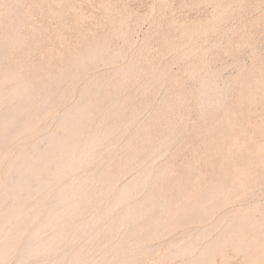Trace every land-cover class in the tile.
Segmentation results:
<instances>
[{
  "label": "rangeland",
  "instance_id": "obj_1",
  "mask_svg": "<svg viewBox=\"0 0 264 264\" xmlns=\"http://www.w3.org/2000/svg\"><path fill=\"white\" fill-rule=\"evenodd\" d=\"M122 32L123 34H121ZM96 47L98 50H95ZM0 48L3 50L0 53V107L4 105L0 108V117L2 113L17 105L14 104L17 103V100H19L18 103L22 101L26 94L27 99L25 100L28 106L25 105L26 109L31 111H28L29 115L33 114L32 119L35 118L33 123L22 122L20 126L18 125L20 121L15 119L14 127H12L15 136L0 137V162L2 163H0V187L4 181L7 184L8 175L13 173L11 172L13 161H16L21 154L45 137L44 135H48V132L51 134L54 131L57 132L58 127L61 130L60 125L65 120L61 116L65 114V111L66 113L67 110L70 111L71 107L76 106L78 102L87 101L88 109L86 108L82 114L83 117L79 120V129L77 128L79 132L72 131L70 136L77 132L82 137L77 148L84 147L87 140L99 139L93 146L98 152L92 151V160L95 162L93 164L91 160L92 167L90 161L87 165L88 168L81 167L83 171L80 167L77 168L75 171L80 170L81 172L73 173L64 181L68 187H70L71 181L73 184L82 182L80 184L84 190H97L102 185L107 188L105 199L102 197L103 200L85 197L84 200L76 202L78 206L85 204L81 209L76 207L83 216L87 217H80L79 213L80 216L78 215L77 219H74L75 221H71L72 225H80L82 220L89 219V215L92 213L94 216L99 214L102 209H104V214L109 213V217L102 219L106 220V223L100 224L99 229H88L90 236L86 232V238L85 236H82V239L76 238V241L81 242L78 241V245L74 243L75 241H73L74 244H71L72 240H75L74 238L70 242H64L62 247L59 246L60 249H55L57 254L55 253L54 256H50L53 255L51 252L52 254L48 253L50 255L47 254L48 256L45 257L52 258L51 260L54 262L57 259L55 263L58 264H68L72 261L69 259L71 254L75 256L78 252L77 248H81L83 240H85V244L89 239L87 244L92 241L88 244L90 248L87 245L85 250L87 251L89 248L86 257L89 264H99L101 257L106 260L113 250L111 256L117 254L119 261L116 256L115 258L110 257L109 263L106 260L108 264H125L127 261L129 264H181L182 262H185L183 264H204L195 259L202 251H209L208 264H264V0H0ZM89 51L93 54V56L91 55L93 58L90 55L87 56ZM194 51H197L199 55ZM189 53L192 54L190 58H188ZM81 58L84 59V62L81 61ZM78 60L82 62H80L81 66L78 65ZM93 84L98 88L93 87ZM22 86L24 89H21ZM88 86L94 93L97 92L96 96H93V92V95L89 94L91 91ZM34 90H40V92L37 93ZM31 91L33 95L36 93V97L30 94ZM15 92L20 95H16ZM41 93L43 97L39 99ZM9 94L13 98H10ZM207 98L211 100H207ZM116 101L118 102L114 103ZM212 101L215 102L210 105ZM82 103L81 107H84ZM120 103L123 106L120 107ZM170 103H173V107L170 106ZM113 104L116 106L115 108ZM77 105L76 107L80 106V104ZM100 105L102 106L100 107ZM111 105H113V109ZM96 107L99 110H96ZM159 107L160 109H158ZM200 107H204V109H200ZM39 108H42L43 112ZM36 109L40 111L37 110L36 113ZM5 115L7 117V114H4V119ZM99 118L101 124H99ZM24 126L27 128L24 129ZM110 126L112 127L108 128ZM118 129H120L119 133L114 135ZM111 130L114 132L109 135ZM112 135L114 138L118 135L120 137L114 140ZM146 136L147 138H145ZM105 138L106 142H104ZM138 140L141 141L138 143ZM159 140H163L165 146L161 147L160 144L163 145V141L159 142ZM112 143L116 144L112 145ZM97 144H101V146ZM138 145L140 146L138 147ZM156 146L157 149L160 147L158 151L155 150ZM24 148L26 149L24 150ZM113 149L114 154H111ZM126 150H129L128 153H125ZM153 150L156 151H154L155 154H153ZM96 152L98 154L104 152V154L102 153L101 157ZM111 155L113 156L111 157ZM127 157L130 159L129 163ZM138 157L142 158L136 160ZM110 158L112 159L110 160ZM97 161L98 163H96ZM146 165L148 166L146 167ZM86 168L89 170L84 171L87 170ZM164 169L166 170L164 171ZM36 170L39 169L36 168ZM83 174L85 176L89 174L87 177L90 176V180L95 175L97 177L95 176L91 181L86 177L87 181L84 178V182ZM145 174H150L152 177L150 175L145 177ZM156 175L159 179L156 178ZM77 177L81 180H77ZM143 177L149 181L147 182L149 185H144ZM155 178L157 181L153 182ZM113 179L115 186L112 183ZM130 179H132V184L135 181L137 185L138 179L140 183L143 180V184L139 183L135 186V188L138 187V189H134L135 191L130 190L131 194L133 192L132 197L128 192L127 196L130 201L121 202L122 206H119L120 203L115 204L114 209L110 206L111 210L107 211L106 208L113 205L112 198L114 200L115 190L117 189L118 192L120 186L122 188V185H131ZM103 181L105 183H102ZM88 182L91 183L88 184ZM109 182L111 183L109 184ZM137 190L140 191L136 192ZM48 192L46 196L43 195L45 200L41 198L42 196L39 199L37 198L39 195H34L37 197L33 196L34 199L32 196L30 197L34 200L33 204L29 202V198L28 201H25L24 212L28 214L27 211L34 203H39L42 208L45 205V208L41 210V216L39 215L40 218L39 216L36 218L39 220H35L33 226L40 220L47 219L43 218V215L50 217L53 209L55 211V208L50 204L52 191ZM48 197L50 198L48 199ZM132 198L135 202L131 200ZM100 200L102 203L99 202ZM167 200L168 202H166ZM153 201L156 204L161 203V205H156ZM41 202L43 203L41 204ZM124 203L128 208L129 205L130 208H136L130 211V208L126 210ZM143 203L145 204L143 205ZM166 203L168 204L167 208L163 207ZM92 204H96L97 207L96 205H94L96 208L92 207ZM99 205L101 208H98ZM154 205L157 206V209ZM150 207L155 208L154 210L157 212H154L153 209L150 212ZM32 210L31 207L30 213ZM49 210H51L50 213H48ZM140 212L150 215L146 221L152 222L149 223L151 226H147L148 222L146 221L145 225L143 222L138 225L134 222ZM88 213L89 215H87ZM125 213L130 214L128 218L124 217ZM110 214H112L111 217ZM133 216L134 218H132ZM51 218L52 216L48 220ZM110 219L112 220L109 221ZM126 219L130 220L126 222ZM232 220L237 223L230 222ZM123 221L126 224L122 223ZM130 221L133 223H129ZM259 221L262 222L259 223ZM43 222L46 225L43 235L50 234L52 223L50 224L47 220ZM49 224L50 230H47ZM109 224L114 229L112 232L109 230ZM119 224H124L120 231L123 234L117 232L119 231L117 229H120L117 228V226L120 227ZM132 224L135 225V228ZM236 224H239L238 227L244 228L243 231H247L245 233H242L241 229L238 231ZM260 224L262 226L258 227ZM128 225L129 227L132 225L131 229ZM104 228L106 234L102 232ZM138 228L139 230L136 231ZM247 228L250 230L248 231ZM97 230L99 234L101 231L103 235L95 234ZM234 230L238 233H234ZM25 232H22L21 238L18 237L20 241H17L16 249L8 255L6 254L10 258L4 256L8 260L4 258L2 264L17 263V261L15 262L18 259L17 251H20V246L24 250L26 245L27 235ZM109 233L110 235H108ZM247 234L250 236H246ZM93 235L99 236L100 241H97L98 238ZM127 235H130V238ZM91 236L94 240L97 239V244L93 243L94 240L91 239ZM117 236L119 239H116ZM123 236L128 238L125 239ZM106 238L108 239L106 240ZM240 238L246 240L243 242ZM102 239L105 242L102 243ZM128 239H132L131 242ZM227 239V244L226 242L224 244ZM112 240L116 241L109 243ZM249 240H253L252 246L248 244ZM65 243L70 247H67ZM188 243L189 245H186ZM244 243L249 246L244 247ZM84 244L80 251L85 248ZM100 245L101 248L98 247ZM193 245L194 247H192ZM216 246L217 250L212 249ZM97 247L98 249H96ZM103 247L106 249L104 250ZM131 248H134V252ZM179 248L190 250L194 248L193 250L196 251L189 250L194 252L191 253V256L185 254L184 257H176L175 260V257L172 256L175 254L174 250ZM93 249L94 251H92ZM127 249L129 251L131 249L132 256ZM119 251L124 253V260L123 254L121 255ZM12 253L15 257L12 256ZM67 254H69L68 258ZM128 255L133 261L129 257L126 259ZM59 256L61 257L59 258ZM167 257H172L174 260ZM44 259L40 257V260L35 262L29 260L31 262L29 263L36 264L43 261L42 264L46 262L49 264L51 262L50 259L49 262ZM60 259L62 262L59 261ZM91 259L94 260L91 261ZM212 260L213 262H211Z\"/></svg>",
  "mask_w": 264,
  "mask_h": 264
},
{
  "label": "bare ground",
  "instance_id": "obj_2",
  "mask_svg": "<svg viewBox=\"0 0 264 264\" xmlns=\"http://www.w3.org/2000/svg\"><path fill=\"white\" fill-rule=\"evenodd\" d=\"M3 1V0H2ZM21 4V3H20ZM12 8V7H11ZM222 9V8H221ZM220 10V9H219ZM13 16V15H12ZM11 16V17H12ZM218 20V19H217ZM213 22V21H212ZM16 24V23H15ZM208 24H210V23H208ZM213 24V23H212ZM124 25V24H123ZM198 25V24H197ZM6 26V25H5ZM202 26V25H201ZM200 26V27H201ZM207 26V25H206ZM118 27H120V26H118ZM123 27V26H122ZM189 28V27H188ZM206 28V27H205ZM19 29V28H18ZM122 29V28H121ZM182 29V28H181ZM202 29V28H201ZM189 30V29H188ZM187 30V31H188ZM15 31V30H14ZM182 31V30H181ZM184 31V30H183ZM16 32V31H15ZM126 32H127V30H126ZM191 32V31H190ZM194 32V31H193ZM128 33V32H127ZM200 33V32H199ZM121 34H123V32L121 33ZM195 34V33H194ZM16 35V34H15ZM110 35H112V34H110ZM191 36V35H190ZM186 37V36H185ZM23 38V37H22ZM12 39V38H11ZM20 39V38H19ZM185 40H186V38H185ZM106 42V41H105ZM105 44V43H104ZM187 44V43H186ZM195 44V43H194ZM7 46V45H6ZM9 46V45H8ZM88 46V45H87ZM187 46V45H186ZM100 47V46H99ZM191 47V46H190ZM1 49V48H0ZM3 49V48H2ZM11 49H13V48H11ZM93 49V48H92ZM91 50V49H90ZM95 50H98L97 49V47H96V49ZM189 50V49H188ZM1 51L3 52V50H0V53H1ZM6 51H7V48H6ZM86 51V50H85ZM16 52V51H15ZM88 52V51H87ZM91 52H92V50H91ZM95 52V51H94ZM99 52V51H98ZM104 52V51H103ZM184 52V51H183ZM193 52V51H192ZM194 52H197V51H194ZM201 52H202V50H201ZM97 53V52H96ZM96 53H94V54H96ZM105 53H107L106 51H105ZM105 53H103V54H105ZM198 53V52H197ZM196 53V54H197ZM88 55L87 56H93V54H91L90 53V51H89V53H87ZM190 54V53H189ZM194 54V53H193ZM191 55L192 54H190V56L188 57V58H190L191 57ZM197 55H199V53L197 54ZM10 56V55H9ZM91 56V57H92ZM95 56V55H94ZM97 56V55H96ZM108 56H110V55H108ZM181 56H182V54H181ZM186 56H187V54H186ZM2 57H4L3 55H2ZM93 58V57H92ZM102 58V57H101ZM2 59V58H1ZM79 59V58H78ZM91 59V58H90ZM96 59H97V57H96ZM184 60H186L185 58H184ZM81 61H83L84 62V59L82 60V58H81ZM80 61V62H81ZM77 62H79V60L77 61ZM80 62L78 63V65L79 66H81L80 65ZM76 63V62H75ZM82 63V62H81ZM72 64V63H71ZM75 65V64H74ZM77 65V64H76ZM137 65V64H136ZM70 66H72V65H70ZM83 66H85V65H83ZM132 66V65H131ZM22 67V66H21ZM130 67V66H129ZM82 68V67H81ZM84 68V67H83ZM199 70V69H198ZM201 70V69H200ZM16 71V70H15ZM71 71V70H70ZM151 71V70H150ZM68 72V71H67ZM78 72H79V70H78ZM121 72V71H120ZM206 72V71H205ZM62 73V72H61ZM116 73V72H115ZM208 74V73H207ZM259 74V73H258ZM115 75H117V74H115ZM120 75H122V74H120ZM127 75V74H126ZM129 75V74H128ZM201 75H202V73H201ZM260 75V74H259ZM1 76V75H0ZM17 76H19V75H17ZM50 76V75H49ZM68 76H69V74H68ZM207 76V75H206ZM205 76V77H206ZM118 77H119V71H118ZM123 77V76H122ZM60 78V77H59ZM62 78V77H61ZM67 78V77H66ZM104 78V77H103ZM102 78V79H103ZM106 78H107V76H106ZM113 78V77H112ZM121 78V77H120ZM125 78V77H124ZM12 79H14V78H12ZM49 79V78H48ZM101 79V80H102ZM110 79H111V77H110ZM109 79V80H110ZM255 79V78H254ZM50 80V79H49ZM55 80V79H54ZM61 80V79H60ZM100 80V79H99ZM106 80V79H105ZM117 80V79H116ZM124 80V79H123ZM3 81V80H2ZM57 81H59V80H57ZM56 81V82H57ZM62 81V80H61ZM60 81V82H61ZM66 81V80H65ZM104 81V80H103ZM111 82H112V80H110ZM109 81V82H110ZM129 81V80H128ZM202 81V80H201ZM210 81V80H209ZM64 82V81H63ZM87 82H89V81H87ZM100 82V81H99ZM117 82H119V81H117ZM207 82H208V80H207ZM207 82H204V83H207ZM259 82V81H258ZM15 83V82H14ZM18 83V82H17ZM37 83V82H36ZM55 83V82H54ZM62 83V82H61ZM120 83H122V82H120ZM125 83V82H124ZM257 83V82H256ZM10 84V83H9ZM56 84V83H55ZM98 84V82L96 83V85ZM103 84H104V82H103ZM14 85H16V84H14ZM57 85V84H56ZM204 85V84H203ZM203 85H202V87H203ZM105 86H107V85H105ZM115 86V85H114ZM122 86V85H121ZM262 86V85H261ZM41 87V86H40ZM90 86H88V88H89ZM93 87H97V86H94V84H93ZM108 87V86H107ZM205 87V86H204ZM251 87V86H250ZM11 88H12V86H11ZM23 88V86L21 87V89ZM58 88V87H57ZM88 88H86L87 90H88ZM92 88V87H91ZM98 88V87H97ZM116 88V87H115ZM24 89V88H23ZM25 89H26V87H25ZM41 89V88H40ZM85 89V91H87ZM110 89V88H109ZM251 89V88H250ZM65 90V89H64ZM89 90L91 91L89 94L90 95H93L92 94V92H93V90L92 89H90L89 88ZM118 90V89H117ZM205 90V89H204ZM7 91V90H6ZM24 91V90H23ZM28 91V90H27ZM35 92H40V90L39 91H37V90H34ZM84 91V92H85ZM95 91V90H94ZM1 92H2V89H1ZM4 92V91H3ZM83 92V93H84ZM9 93V92H8ZM20 93H21V91H20ZM20 93H18V94H16V92H15V94L16 95H20ZM25 93H26V91H25ZM65 93V92H64ZM94 93V92H93ZM95 93H97L96 91H95ZM95 93H94V95L93 96H96L95 95ZM202 93H203V91H202ZM28 94V93H27ZM30 94L34 97V95H35V97H36V93L33 95V92L31 91L30 92ZM42 94V93H41ZM40 94V95H41ZM46 94V93H45ZM48 94V93H47ZM88 94V95H89ZM197 94V93H196ZM199 94V93H198ZM10 95V98H13V96L11 95V94H9ZM30 95V96H31ZM203 95V94H202ZM29 96V97H30ZM31 96V97H32ZM38 96H39V94H38ZM204 96V95H203ZM17 97V96H16ZM41 97H43V94L40 96V97H38L39 99L41 98ZM90 97V96H89ZM8 98V97H7ZM9 98V99H10ZM17 98H19V97H17ZM16 98V99H17ZM81 98V97H80ZM21 99H22V97H21ZM25 99H27V97H26V94H25V98L22 100V101H20L19 103H18V101L19 100H15V98H14V100L17 102V103H14V104H17V105H14V106H10L11 108L8 110V111H6L5 113H2V116L0 117V137H2V136H4V137H10V136H12V135H14L15 136V134H13V133H15L14 132V130L12 129V127H14V121H15V119H18L17 121H20V123L18 124V123H16V124H18L19 126H20V124L22 123V122H24L25 124H27V123H33V120L35 119H32L33 118V114H30L29 115V112H31L30 110H27L26 109V106H27V103H26V100ZM29 99V98H28ZM85 99V98H84ZM116 99V98H115ZM2 100V99H1ZM11 100H13V99H11ZM91 100V99H90ZM95 100H96V98H95ZM207 100H211V99H208L207 98ZM206 100V101H207ZM216 100V99H215ZM8 101H10V100H8ZM29 101V100H28ZM30 101H32V99L30 98ZM29 101V102H30ZM38 101H40V100H38ZM42 101V100H41ZM40 101V102H41ZM81 101H83L82 99H81ZM167 101V100H166ZM202 101H204V100H202ZM250 101V100H249ZM29 102H28V105H29ZM52 102V101H51ZM90 102V101H89ZM118 101H116V102H114V103H117ZM176 102V101H175ZM205 102V101H204ZM210 102V101H209ZM215 102V101H214ZM213 101L211 102V104L210 105H213V103H214ZM13 103V102H12ZM26 103V104H25ZM76 103V102H75ZM74 103V104H75ZM82 103V102H81ZM81 103H77V104H80V106L79 107H76V106H78L77 104H76V106L75 105H73V106H75V108H73V106L71 107V109H70V111L69 110H67V113H66V111H65V114H66V117H65V114L63 115V116H61V117H64V121H63V123H61V125H60V128H61V130H59V127H58V131L57 132H55L54 130V132H52V134L51 133H49L48 132V135L46 134V135H44L45 137H41L42 139L39 141V142H37L36 144H34L30 149H28L26 152H24L23 154H21V153H19V154H21V156L17 159V157H15L17 160L16 161H13L14 162V164H12V170H11V172H13L12 174H10L9 172V174L10 175H8V182H6L7 184H5V181H4V183H3V185H2V187H0L1 188V191H0V264H2L1 262H2V260L5 258V257H7L6 256V254L8 255L9 253H11V252H13L15 249H16V247H17V241H20L19 240V238H21L20 236H22L21 234H22V232H25L26 233V235H27V237L25 238V236H24V238H25V240H26V245L24 246L25 248H24V250L21 248V246L19 247L20 248V251L21 250H23L22 252H20L19 250L17 251V257H18V259L17 260H15V262L17 261V263H15V264H27V263H29L30 261L29 260H34L33 262H35L36 260H40V257H41V259H44V258H47V259H44V260H46V261H48L49 259L51 260L52 258H49V257H45V256H48V255H50V254H52L51 252H53V255H50V256H54L55 255V253L57 254V252H55V251H57V250H55V249H60L61 247H62V245L64 244V242H66V241H69L70 242V240H72V239H74L75 238V240H72V242H71V244L73 243V241H75L74 243H76L77 244V242L79 241V240H77L76 241V238L78 239V238H81L82 239V236L84 237L85 236V238H86V235L88 234L89 236H90V233H88V229H94V228H97V229H99V226H100V224H102L103 225V222L104 223H106V220L105 221H103L102 219L104 218V219H106V217L108 216L109 217V213H107V211H109V210H111V208L112 209H114L115 208V204L117 205L118 203H120V205L119 206H122L121 204L123 203V201H127L128 200V197L129 196H127L128 195V192H129V194L131 195L130 197H132V194H133V192H132V194H131V189H133L132 191H135L134 189H138V187H136L135 188V186H137L140 182H138V180H137V185H136V180H135V178H134V183L132 184V179H130V181H131V183H130V181H129V183L131 184V185H129V183H127L129 186H126V184H125V186L124 185H122V188H121V186H120V189H119V187H118V189H119V191L117 192V189L115 190L116 192H115V196H114V200H113V198H112V204L113 205H109L108 207L110 208V206H111V208L109 209L108 207L106 208V213L107 214H104V209H102L101 210V212L103 211V213H99V214H95V213H97L98 212V208H101L100 207V205H99V207L96 209L97 210V212L96 211H94L95 213V216L93 215V213L91 214V215H89V213L87 214V215H89V219H84V220H82V222H81V224L80 225H76V226H74V225H72L71 224V221L73 222V221H75L77 218V216L79 215V213L81 212V211H79V209H77V207H80V209H81V207H84V205L85 204H82V206H78V205H76V202L79 200H81L82 201V199L84 200V198L85 197H90V198H92V199H94V200H99L100 198H101V200H103L102 199V197L104 198V195L106 194V191H107V188L106 187H104L103 185V187L101 186V187H99L97 190H94V189H87V190H84L83 189V187L81 186V184L80 183H82V182H77V183H75V184H73L72 183V181H71V183L73 184L72 186H71V183H70V187H68L67 186V183H65V181H64V179H66L67 177H71L72 176V174L73 173H75V174H77L76 172L78 171H75L77 168L79 169V167H80V169H82L81 167H87V165H89L88 163L92 160V158H93V152L94 151H97L96 149H95V147L93 148V146H95L94 144H96V142H97V140H99V139H96V137H95V139L96 140H94L93 141V139L92 140H87L86 141V143H85V146L84 147H82V148H77V144H79V142L81 141V139H82V137L80 136V134H77V132H75V134H73V135H71L70 136V132H71V134H72V131H78V123H79V120H80V118L81 117H83L82 116V114H84V111L86 110V108H87V104H89L87 101L86 102H84L83 101V103H82V105H84V107H81ZM91 103H94V102H91ZM99 103V102H98ZM45 104H47V102H45ZM56 104V103H55ZM166 104H167V102H166ZM171 104V103H170ZM173 104V103H172ZM172 104L170 105V106H172ZM208 104V103H207ZM26 105V106H25ZM110 105V104H109ZM114 105V104H113ZM113 105H111L112 106V109H113ZM165 105V104H164ZM168 105V104H167ZM204 105V104H203ZM209 105V104H208ZM215 105V104H214ZM7 106V105H6ZM32 106V105H31ZM47 106V105H46ZM102 105H100V107H101ZM118 106V105H117ZM121 106H123V105H121V103H120V107ZM206 106V105H205ZM2 107H4V105H2L0 108H2ZM28 107V106H27ZM37 107H40V106H37ZM91 107V106H90ZM108 107V106H107ZM116 106L114 105V108H115ZM173 107V106H172ZM6 108V107H5ZM33 108V107H32ZM34 108H35V105H34ZM119 108V107H118ZM163 108V107H162ZM162 108H161V110H162ZM167 108V107H166ZM203 109H204V107H202ZM201 107H200V109H202ZM29 109V108H28ZM40 109V108H39ZM39 109H36V113H37V110H39ZM42 109V108H41ZM40 109V110H41ZM88 109V108H87ZM91 109H92V107H91ZM111 109V108H110ZM123 109V108H122ZM158 109H160V107L158 108ZM168 109V108H167ZM166 109V110H167ZM170 109V108H169ZM172 109V108H171ZM7 110V109H6ZM32 110V109H31ZM39 110V111H40ZM43 110H44V108H43ZM96 110H99L97 107H96ZM157 110V109H156ZM165 110V109H164ZM29 111V112H28ZM42 111V110H41ZM91 111V110H90ZM89 111V112H90ZM108 111V110H107ZM169 111V110H168ZM168 111H166L167 113H168ZM172 111H174V110H172ZM202 111V110H201ZM8 112V113H7ZM43 112V111H42ZM112 112V111H111ZM119 112V111H118ZM170 112V111H169ZM200 112V111H199ZM39 114H40V112H38ZM45 113V112H44ZM98 113H100L99 111H98ZM110 113V112H109ZM108 113V114H109ZM114 113H117V112H114ZM163 113V112H162ZM165 113V112H164ZM4 114H7V117H6V115H5V119L3 118V115ZM38 114V115H39ZM87 114H89L88 112H87ZM91 114V113H90ZM200 114H201V112H200ZM29 115V116H28ZM36 115V114H35ZM97 115V114H96ZM104 115V114H103ZM113 115V114H112ZM180 115V114H179ZM91 116H93V114H91ZM130 116V115H129ZM86 117V116H85ZM98 117V116H97ZM103 117V116H102ZM164 117V116H163ZM60 118V117H59ZM176 118V117H175ZM31 119H32V121H31ZM61 119H63V118H61ZM105 119V118H104ZM128 119V118H127ZM136 119V118H135ZM87 120V119H86ZM89 120V119H88ZM87 120V121H88ZM99 120V124H101V120H100V118L98 119ZM103 120V119H102ZM134 120V119H133ZM60 121V120H59ZM92 121V120H91ZM105 121H106V119H105ZM131 121V120H130ZM84 122H85V120H84ZM92 122H94V121H92ZM59 123V122H58ZM88 123V122H87ZM91 123V122H90ZM80 124V123H79ZM98 124V125H99ZM112 124V123H111ZM18 125H16V126H18ZM85 125V124H84ZM83 125V126H84ZM103 125V124H102ZM26 126V125H25ZM24 126V127H25ZM101 126V125H100ZM118 126V125H117ZM23 127V126H22ZM96 127V126H95ZM98 127V126H97ZM112 126H110V127H108V128H111ZM121 127H122V125H121ZM120 127V128H121ZM149 127V126H148ZM17 128H19V127H17ZM27 127H25L24 129H26ZM78 128V129H77ZM23 129V128H22ZM98 129H99V127H98ZM82 130H83V128H82ZM87 130V129H86ZM93 130V129H92ZM116 130V129H115ZM122 131H123V129H121ZM144 130V129H143ZM16 131V130H15ZM118 131H120V129H118L117 131H116V133L114 134V135H116V134H118L119 132ZM141 131H142V129H141ZM150 131V130H149ZM44 132H46V131H44ZM43 132V133H44ZM79 132V131H78ZM86 132V131H85ZM97 132V131H96ZM114 132V130L112 131L111 130V132H110V134L109 135H111V133H113ZM83 133H84V131H83ZM83 133H82V135H83ZM88 133H89V131H88ZM87 133V134H88ZM100 133V132H99ZM102 133H103V131H102ZM142 133V132H141ZM141 133H138V134H141ZM26 134V133H25ZM24 135V134H23ZM99 135V134H98ZM98 135H97V138H99L98 137ZM109 135H107V136H109ZM114 135H112L113 136V138H114ZM162 135V134H161ZM85 136V135H84ZM90 136V135H89ZM100 136V135H99ZM106 136V134L104 135V137ZM111 136V137H112ZM110 137V138H111ZM118 137H120L119 135H118ZM118 137H115V138H118ZM14 138V137H13ZM83 138H85V137H83ZM92 138V137H91ZM110 138H108V139H110ZM115 138H114V140H115ZM145 138H147V136L145 137ZM159 138V137H158ZM40 139V138H39ZM107 139V140H108ZM143 139V138H142ZM170 139V138H169ZM5 140H6V138H5ZM10 140V139H9ZM38 140V139H37ZM103 140V139H102ZM133 140V139H132ZM136 140V139H135ZM167 140V139H166ZM2 141V140H1ZM3 141H4V139H3ZM8 141V140H7ZM96 141V142H95ZM139 141H141V140H138L137 142L139 143ZM149 141H150V137H149ZM160 141H163V140H159V142ZM13 142V141H12ZM84 141L82 140V143H83ZM104 142H106V138H105V141ZM103 142V143H104ZM154 142V141H153ZM158 142V143H159ZM9 143V142H8ZM101 143V142H100ZM128 143V142H127ZM163 143V145H161L160 144V146L162 147V146H165L164 145V141L162 142ZM105 144V143H104ZM116 144V143H115ZM114 143H112V145H115ZM130 144V143H129ZM132 144V143H131ZM146 143L144 142V145H145ZM149 144V143H148ZM151 144V143H150ZM98 146L100 145L101 146V144H97ZM109 145V144H108ZM0 146H1V142H0ZM28 146V145H27ZM140 145H138V147H139ZM159 146V145H158ZM3 147H4V145H3ZM2 147V148H3ZM127 147H129V146H127ZM137 147V146H136ZM145 147V146H144ZM1 148V149H2ZM100 148V147H99ZM98 148V149H99ZM104 148V147H103ZM102 148V149H103ZM123 148V147H122ZM26 148H24V150H25ZM94 149V150H93ZM102 149H100V150H102ZM129 149V148H128ZM148 149V148H147ZM158 149H160V147L158 148ZM158 149H157V146H156V148H155V150H157L158 151ZM108 150V152H109V149H107ZM125 150V149H124ZM134 150V149H133ZM150 150V149H149ZM155 150H153V154H155L154 153V151ZM93 151V152H92ZM129 151V150H128ZM128 151L126 150V152L125 153H128ZM135 151V150H134ZM21 152H23V151H21ZM98 152V151H97ZM96 152V153H97ZM105 153L107 152V151H104ZM104 152H102L103 154H104ZM121 152V151H120ZM139 152V151H138ZM150 152H151V150H150ZM150 152H149V155H150ZM156 152V151H155ZM95 153V152H94ZM102 153H97L98 154V156L100 155L101 157L103 156V154ZM114 154V149H113V151L111 150V154ZM135 153V152H134ZM137 153V152H136ZM18 154V155H19ZM115 154L117 155L118 153L116 152V150H115ZM122 154V153H121ZM141 154V153H140ZM142 154L144 155V153L142 152ZM141 154V155H142ZM95 155V154H94ZM140 155V156H141ZM148 155V156H149ZM113 155H111V157H112ZM126 156H128L127 154H126ZM136 156V155H135ZM139 156V155H138ZM145 156V155H144ZM144 156H142V157H144ZM100 157V158H101ZM129 157V156H128ZM128 157H127V160H128V163H129V160L130 159H128ZM131 157V156H130ZM133 157V156H132ZM141 157V158H142ZM15 158H12L13 160L15 159ZM95 158H97L98 159V157H96L95 156ZM105 158H107V157H105ZM109 158V157H108ZM140 157H138L136 160H138ZM140 158V159H141ZM11 159V160H12ZM112 158H110V160H111ZM115 159H116V157H115ZM109 160V161H110ZM143 160V159H142ZM141 160V161H142ZM93 161V160H92ZM92 161L90 162V166H91V164H92ZM98 161H100V160H98ZM98 161L96 162V163H98ZM103 161H105V160H103ZM133 161V160H132ZM146 161V160H145ZM1 163V162H0ZM10 162H8V164H9ZM95 162L93 161V164H94ZM127 163V162H126ZM130 163H131V161H130ZM140 163H142V162H140ZM144 163V162H143ZM2 164V163H1ZM114 164V163H113ZM151 164V163H150ZM10 165V164H9ZM141 165V164H140ZM152 165V164H151ZM150 165V166H151ZM1 166V165H0ZM108 166H110V165H108ZM134 166V165H133ZM148 165H146V167H147ZM149 166V167H150ZM154 166V165H153ZM6 167V166H5ZM92 167V166H91ZM122 167V166H121ZM124 168H126L125 166H123ZM145 167V168H146ZM10 168H11V166H10ZM36 168H38L39 170H36ZM88 168V167H87ZM86 168V169H87ZM94 168V167H93ZM110 168V167H109ZM109 168H107V169H109ZM151 168V167H150ZM159 168V167H158ZM121 169V168H120ZM153 169H154V167H153ZM89 169H87V170H84V171H88ZM90 170H91V168H90ZM106 170V169H105ZM145 170V169H144ZM143 170V171H144ZM146 170H149V169H146ZM166 169H164V171H165ZM80 171V170H79ZM78 171V172H79ZM81 171H83V169L81 170ZM80 171V172H81ZM111 171V170H110ZM121 171V170H120ZM93 173H94V171H92ZM97 173V172H96ZM144 173H145V171H144ZM90 174H91V172H90ZM123 174V173H122ZM142 174V173H141ZM141 174H140V177H141ZM150 174H152L151 172H150ZM150 174H145V177L147 176V175H150ZM4 175H6V174H4ZM4 175H3V178H4ZM84 175V174H83ZM87 175V174H86ZM89 175V174H88ZM87 175V176H88ZM98 175V174H97ZM100 175H101V173H100ZM100 175H98V176H100ZM117 175V174H116ZM82 176V175H81ZM87 176H82L83 178H82V180L85 178V180L87 181V178H89V180H90V176L89 177H87ZM96 176V175H95ZM95 176L93 177V178H95ZM139 176V175H138ZM137 176V177H138ZM87 177V178H86ZM97 177V176H96ZM122 177V176H121ZM147 177H149V176H147ZM150 177H152L151 175H150ZM155 177V176H154ZM158 176L156 175V178H157ZM1 178V177H0ZM93 178H91V180L93 179ZM100 178H101V176H100ZM115 178H116V176H115ZM139 178V177H138ZM155 178V180H153V182L154 181H157V179H159V178H157L156 179ZM72 179V178H71ZM73 179H74V177H73ZM117 179V178H116ZM137 179V178H136ZM143 179H145L144 177H143ZM154 179V178H153ZM2 180V179H1ZM77 180H81L80 178L78 179V177H77ZM90 180V181H91ZM107 180V179H106ZM148 180V179H147ZM84 181V180H83ZM113 181V182H112ZM111 182L112 183H114V179L112 180ZM140 181V180H139ZM142 181L143 180H141V185L143 184L142 183ZM1 182V181H0ZM85 182V181H84ZM96 182V181H95ZM111 182H109V184L111 183ZM144 182V185L145 184H148L147 182H149V181H146V179L143 181ZM146 182V183H145ZM153 182H151V183H153ZM91 182H88V184H90ZM102 183H105L104 181L102 182ZM150 183V184H151ZM87 184V183H86ZM93 184V183H92ZM106 185V184H105ZM108 185V184H107ZM143 185V186H144ZM149 185V184H148ZM152 185V184H151ZM150 185V186H151ZM92 186V185H91ZM93 186H94V184H93ZM114 186H115V183H114ZM124 186V187H123ZM140 186V185H139ZM95 187V186H94ZM85 188V187H84ZM90 188V187H89ZM145 188V187H144ZM143 188V189H144ZM86 189V188H85ZM140 189V188H139ZM48 191H52L51 193L50 192H48ZM140 191V190H139ZM138 190L136 191V192H139ZM141 191H142V189H141ZM144 191V190H143ZM50 193V194H52V197L50 198V197H48V199L50 198V200H52V202L50 203L49 201V203L51 204V206L53 207V208H55V211H54V209H53V211H54V213H53V211L51 212L52 213V222L50 221V220H48L49 218L46 216H44L43 215V218H47V219H43V220H40L35 226H33V223H34V221L36 220V221H38L36 218H38V216L40 215V213L42 212L41 210L42 209H44L45 207V205L43 206V208H42V205L40 206L39 205V203H34V205L33 206H31L32 208H33V210H32V212L30 213V211L29 210H31V207L29 208V210L27 211V212H29V214L28 213H26V212H24V205H25V201H28L29 200V202H32V204H33V201L34 200H32L30 197L32 196V198H33V196L34 195H39L37 198H39L40 199V196H42L41 198H43L44 196V194H45V196H46V193ZM112 192V191H111ZM135 192V193H136ZM110 194V193H109ZM108 194V195H109ZM149 195H151V194H149ZM152 195H154V194H152ZM107 196V195H106ZM161 196V195H160ZM35 197V196H34ZM35 197V198H36ZM151 197V196H150ZM29 198V199H28ZM127 198V199H126ZM28 199V200H27ZM34 199V198H33ZM38 199V200H39ZM44 200H45V198H43ZM92 199H91V201H92ZM105 199V198H104ZM31 200V201H30ZM37 200V199H36ZM43 200V201H44ZM99 201V202H101L102 203V201ZM132 201H134L135 202V200H134V198H132L131 199ZM153 200V198L151 199V201ZM166 200V199H165ZM78 201V202H79ZM128 201H130V200H128ZM155 201V200H154ZM153 201V202H154ZM122 202V203H121ZM153 202H151L152 204H153ZM166 202H168V200L166 201ZM173 202V201H172ZM171 202V203H172ZM43 202H41V204H42ZM129 203H131V202H129ZM133 203V202H132ZM149 203H150V201H149ZM148 203V204H149ZM28 204H30V203H28ZM31 204V205H32ZM78 204V203H77ZM125 204V203H124ZM145 203H143V205H144ZM154 204H156L155 202H154ZM158 204H160L161 205V203H158ZM158 204H156V205H158ZM94 205H96V204H94ZM93 204H92V207L94 206ZM103 205H104V203H103ZM103 205H101V206H103ZM147 205V204H146ZM145 205V206H146ZM156 205H154V207L156 208L157 206ZM50 206V207H51ZM77 206V207H76ZM125 206H126V204H125ZM134 206V205H133ZM138 206V205H137ZM47 207H49V206H47ZM95 207V206H94ZM96 207H97V205H96ZM95 207V208H96ZM114 207V208H113ZM118 207V206H117ZM163 207H165V208H167L168 207V204L166 203L165 204V206H163ZM95 208H94V210H95ZM124 208V207H123ZM127 206H126V210H127ZM129 208H130V205H129ZM128 208V209H129ZM134 208H136V207H134ZM133 207L132 208H130L129 209V211L131 210V209H134ZM151 208V207H150ZM154 208V209H155ZM50 209H52V208H50ZM86 210L88 209V208H85ZM84 209V210H85ZM153 208H151L150 209V212H152L151 210H152ZM153 209V211L154 212H157V210L155 211ZM157 209V208H156ZM162 209V208H161ZM47 210V209H46ZM83 210V211H84ZM90 210H91V208H90ZM139 210V209H138ZM159 210V209H158ZM163 210V209H162ZM50 211L51 210H49V212L48 213H50ZM121 211V210H120ZM120 211H119V213H120ZM142 211V210H141ZM148 211H149V209H148ZM160 211V210H159ZM90 212V211H89ZM93 212V211H92ZM111 212H113V211H111ZM127 212V211H126ZM133 212H134V210H133ZM82 213V212H81ZM80 213V217H82L83 215ZM134 213H136V212H134ZM137 213H138V211H137ZM42 214V213H41ZM116 215H117V213H115ZM126 214V213H125ZM131 214H133V213H131ZM153 214V213H152ZM155 214H157V213H155ZM47 215V214H46ZM111 215L112 214H110V217H111ZM115 215V216H116ZM128 215H130L129 213H128ZM128 215L126 214V215H124V217L125 216H127V218H128ZM135 215V214H134ZM149 215V214H148ZM148 215H145L143 212H140L139 214H138V216L136 217L138 220V222L136 221V218H135V220H134V222L135 223H137V225H138V223H140V222H143L144 223V225L146 224L145 223V221L146 220H148V217L150 216H148ZM41 216V215H40ZM40 216H39V218H40ZM90 216H93L92 218L90 217ZM121 216H123V215H121ZM156 216V215H155ZM154 216V217H155ZM83 217H87L86 215L85 216H83ZM152 217V216H151ZM154 217H153V220H154ZM244 217V216H243ZM79 218V217H78ZM91 218V219H90ZM122 218V217H121ZM126 218V217H125ZM124 218V219H125ZM130 218V217H129ZM132 218H134V216L132 217ZM132 218H130V219H132ZM237 218V217H236ZM75 219V220H74ZM80 219V218H79ZM130 219H126V222H127V220H130ZM152 219V218H151ZM150 219V220H151ZM244 219V218H243ZM242 219V220H243ZM46 221L47 220V222L49 221L50 222V224L52 223V229H51V231H50V234L48 235H46V234H44V235H46L45 237H44V235H43V230H44V226H46L45 225V222H43V221ZM112 219H110L109 221H111ZM119 220H120V217H119ZM123 220V219H122ZM133 220V219H132ZM161 220V219H160ZM236 220V219H235ZM245 220V219H244ZM43 223H42V222ZM101 221H102V223H101ZM109 221H108V223H109ZM152 221V220H151ZM155 222H156V220H154ZM234 220H232V221H230V222H233ZM246 221V220H245ZM126 222L125 221H123L122 223H125L126 224ZM133 223V221H130L129 223ZM146 222H148V221H146ZM235 223H237V221H234ZM250 222V221H249ZM260 222H262V221H259V223ZM76 223V222H75ZM107 223V224H108ZM120 223V222H119ZM142 223V224H143ZM149 223H152V222H148V224H147V226L148 225H150ZM239 223H240V221H239ZM253 223V222H252ZM257 224H258V222H256ZM50 224H49V229H47V230H50ZM113 224V223H112ZM128 224V223H127ZM156 224V223H155ZM251 224V223H250ZM254 224H255V222H254ZM256 224V225H257ZM120 225V224H119ZM123 226H124V224H122ZM122 225H120V227L119 226H117V228H120V229H117V230H119V231H117L118 233L121 231V227L123 228V226ZM130 225V224H129ZM129 225H128V227H129ZM132 225H134V224H132ZM132 225L129 227V229H131V227H132ZM140 225V224H139ZM157 225V224H156ZM165 225V224H164ZM237 225V224H236ZM239 225V224H238ZM238 225H237V227H238ZM256 225H253V226H256ZM104 226H105V224H104ZM108 226V225H107ZM142 226V225H141ZM141 226H138V227H141ZM147 226H145V227H147ZM151 226V225H150ZM163 226V225H162ZM260 226H262L261 224L258 226V227H260ZM109 230L112 232L114 229H113V227L111 226V224H109ZM134 228H135V225L133 226ZM137 227V226H136ZM154 227H156L155 225H154ZM242 227V226H241ZM250 227V229H251V226H249ZM46 228V227H45ZM103 228V227H102ZM101 228V229H102ZM261 228H263V227H261ZM128 228H127V230H129ZM146 229V228H145ZM238 229V231H240V229H241V232L243 231V229L244 228H240V227H238L237 228ZM237 229H235V230H237ZM248 229V231L250 230L249 228H247ZM105 228H104V230L102 231V232H104V234H106L105 233ZM123 230H125V229H123ZM127 230H126V234H127ZM133 230V229H132ZM139 230V228L138 229H136V231H138ZM234 230V233H238V231H235ZM246 230V229H245ZM46 231V230H45ZM94 231V230H93ZM93 231H91V232H93ZM136 231H135V233H136ZM247 231V230H246ZM246 231H243L242 233H245ZM258 231V230H257ZM86 232H87V234H86ZM97 233H95V232H93V233H95V234H99L98 233V230L96 231ZM100 232V234L102 233L101 231H99ZM108 232V231H107ZM124 232V231H123ZM132 232V231H131ZM143 232V231H142ZM231 232V231H230ZM256 232V231H255ZM117 233V234H118ZM121 234H123L122 232H120ZM130 233V232H129ZM134 233V232H133ZM204 233V232H203ZM249 233H251V232H249ZM86 234V235H85ZM99 234V235H100ZM131 234V233H130ZM101 235H103V234H101ZM108 235H110V233L108 234ZM107 235V236H108ZM204 235V234H203ZM238 235V234H237ZM236 235V236H237ZM249 234H247L246 236H248ZM263 235H264V232H263ZM89 236H87L88 238H89ZM93 236L94 237H97L98 238V240L95 238V240L93 239ZM93 236H91L92 238V240H94V242L93 243H95L96 242V240L97 241H100V239H99V236H95V235H93ZM127 236H129V238H130V235H127ZM127 236H123L125 239H126V237ZM222 236V235H221ZM227 236V235H226ZM250 236V235H249ZM258 237H259V235H257ZM19 237V238H18ZM109 237V236H108ZM244 237H245V235H244ZM264 237V236H263ZM128 238V237H127ZM197 238V237H196ZM221 238V237H220ZM228 238V237H227ZM230 238H231V236H230ZM233 238H235V237H233ZM232 238V239H233ZM80 239V240H81ZM84 239V238H83ZM108 238H106V240H107ZM109 239H110V237H109ZM116 239H119L118 238V236L116 237ZM141 239V238H140ZM143 239V238H142ZM237 239V238H236ZM241 239V238H240ZM239 239V240H240ZM255 239V238H254ZM259 239V238H258ZM87 240V239H86ZM130 239H128V241H129ZM132 240V239H131ZM131 240H130V242H131ZM139 240V239H138ZM241 240H243V242H244V240H246L245 238H243V239H241ZM257 240V239H256ZM22 241V244L24 243ZM82 241V240H81ZM84 242H85V240H83ZM88 241H90L89 239L87 240V242ZM109 241V240H108ZM114 240H112L111 242H109V243H112ZM116 241V240H115ZM114 241V242H115ZM127 241V242H128ZM193 241H195V240H193ZM193 241H191L192 243H194ZM223 241V240H222ZM227 241H228V239L226 240V241H224V244H225V242H226V244H227ZM238 241V240H237ZM253 241V240H252ZM252 241H248V244L249 245H253L252 244ZM68 242V244L70 245V243ZM80 242V241H79ZM84 242H83V244H84ZM87 242L85 243L86 244V246H85V244H84V247L85 248H83L82 250L83 251H80V249L82 248V245L80 246L81 248H77V250H78V252L76 253V255L74 256L73 254H71V258L69 257V259H71L72 261L69 263L68 262V264H89L88 262H87V260H86V257H87V255H88V250H89V246L90 245H88V244H90V243H88L87 244ZM103 242H105V241H103V239H102V243ZM185 242V241H184ZM234 242L236 243V241L234 240ZM251 244H250V243ZM255 242V241H254ZM258 242V241H257ZM19 243V242H18ZM67 243V242H66ZM66 243H65V245H66ZM73 243V244H74ZM81 243V242H80ZM98 242H96L95 244H97ZM101 243V244H102ZM218 243V242H217ZM262 243V242H261ZM95 244H92V245H94V246H96ZM132 244V243H131ZM183 244V243H182ZM195 244V243H194ZM211 244V243H210ZM213 244V243H212ZM236 244H238V242L236 243ZM235 244V245H236ZM246 243H244V247H246L247 245H245ZM69 245H66L67 247L69 246ZM78 245V244H77ZM76 245V246H77ZM87 245H88V250L87 251H85L87 248ZM103 245V244H102ZM107 246H108V244H106ZM124 245H126L125 243H124ZM133 245V244H132ZM186 245H189V243L188 244H186ZM233 245V244H232ZM235 245H234V247H235ZM248 245V246H249ZM59 246H61L60 248H59ZM71 246V245H70ZM69 246V247H70ZM93 246V247H94ZM134 246V245H133ZM136 246V245H135ZM138 246V245H137ZM183 246V245H182ZM181 246V247H182ZM215 246V245H214ZM219 246V245H218ZM227 246V245H226ZM237 246V245H236ZM247 246V247H248ZM92 247V246H91ZM99 248H101L102 246L100 245V246H98ZM98 247L96 248V249H98ZM115 247H118V246H116L115 245ZM114 247V248H115ZM192 247H194V245L192 246ZM213 247V246H212ZM224 247V246H223ZM228 247V246H227ZM226 247V248H227ZM240 247V246H239ZM246 247V248H247ZM263 247V246H262ZM18 248V249H19ZM72 248V247H71ZM74 248V247H73ZM104 248V247H103ZM102 248V249H103ZM189 248V247H188ZM188 248H179V249H177L176 251L174 250V252H175V254H174V252H173V254H174V256H172V257H175V260H176V257H184V255L186 254L187 256L188 255H192L196 250H193V249H191L192 251H194L193 253L192 252H190L191 250L190 249H188ZM217 246L215 247V248H212V249H216L217 250ZM238 248V247H237ZM101 249V250H102ZM106 248H104V250H105ZM119 249V248H118ZM132 249V248H131ZM131 249H130V255L132 256V253H131ZM134 249V248H133ZM132 249V250H133ZM140 249H141V247H140ZM171 249V248H170ZM244 249V248H243ZM104 250H102V251H104ZM115 250H117L116 248H115ZM126 250V251H127ZM137 250H138V248H137ZM190 250V251H189ZM202 250V249H201ZM200 250V251H201ZM225 250V249H224ZM237 250V249H236ZM239 250H240V248H239ZM59 251V250H58ZM92 251H94V249L92 250ZM101 251V252H102ZM136 251V250H135ZM212 251H214V250H212ZM211 251V252H212ZM235 251V250H234ZM18 252H20L19 254H18ZM71 252H73V251H71ZM96 252V251H95ZM113 252H114V250H113ZM113 252L111 253L112 255H113ZM120 252V251H119ZM119 252H118V254H119ZM125 252V251H124ZM133 252H134V250H133ZM218 252V251H217ZM48 253H50V254H48ZM61 253V252H60ZM69 253V252H68ZM93 253V252H92ZM121 253V252H120ZM188 253H190V254H188ZM192 253V254H191ZM214 253V252H213ZM13 254V255H12ZM11 255L12 256H14V253H12ZM16 254V253H15ZM48 254V255H47ZM75 254V253H74ZM111 254L109 253V255L110 256H108L107 257V262L109 263V261H108V259H110V257H114L115 258V256L117 255V254H115V256H111ZM123 254V260H124V258H125V256H124V253L122 252L121 253V255ZM172 254V253H171ZM58 255H59V253H58ZM68 255L69 254H67V258H68ZM72 255H73V257H72ZM99 255H100V252H99ZM126 255V254H125ZM163 255V254H162ZM180 255V256H179ZM198 255V254H197ZM213 255V254H212ZM220 255V254H219ZM226 255V254H225ZM5 256V257H4ZM66 256V255H65ZM96 256H97V254H96ZM103 256V255H102ZM138 256V255H137ZM214 256V255H213ZM15 257V256H14ZM38 257H39V259H38ZM61 256H59V258H60ZM63 257V256H62ZM94 257V256H93ZM104 257H105V255H104ZM117 257V256H116ZM127 257H129L130 258V260L131 261H133L132 260V258L128 255V256H126V259H127ZM134 257V256H133ZM172 257H167L168 259H171L172 261L174 260V259H172ZM195 257V256H194ZM209 257H210V255H209V251L208 252H204V251H202L201 253L199 252V255H198V257L197 258H195V259H198V261L197 262H200V263H209V262H207V261H209L210 259H209ZM8 259L10 258V256L9 257H7ZM33 258V259H32ZM36 258V259H35ZM49 258V259H48ZM54 258V257H53ZM58 258V259H59ZM90 258V257H89ZM88 258V259H89ZM128 258V259H129ZM137 258V257H136ZM165 258V257H164ZM191 258V257H190ZM6 259V258H5ZM8 259H6V260H8ZM63 259V258H62ZM100 259V262H98L99 264H102L103 262H105V264L107 263L106 262V260H104V258L102 259V257L101 258H99ZM120 259H121V257H120ZM167 259V260H168ZM181 259V258H180ZM214 259V258H213ZM68 260V259H67ZM92 260H94V259H91V261ZM104 260V261H103ZM117 260H118V257H117ZM164 260V259H163ZM166 260V261H167ZM178 260V259H177ZM192 260V259H191ZM5 261V260H4ZM53 260H51V262L49 263V264H51V263H55L56 261H57V259H56V261L54 262H52ZM60 262H62L61 261V259L59 260ZM96 261V260H95ZM94 261V262H95ZM115 261V260H114ZM119 261V260H118ZM117 261V262H118ZM134 261H135V259H134ZM136 261H137V259H136ZM6 262V261H5ZM43 262V261H42ZM42 262L41 263H36V264H42ZM49 262V261H48ZM116 262V261H115ZM129 261H127L125 264H127ZM187 262V261H186ZM211 262H213V260L211 261ZM210 262V263H211ZM4 263V262H3ZM31 263V262H30ZM29 263V264H30ZM47 263V262H46ZM45 263V264H46ZM107 263V264H108ZM112 263V262H111ZM137 263V262H136ZM172 263H174V262H172ZM183 263H185V262H182L181 264H183ZM48 264V263H47ZM55 264H58V263H55ZM91 264V263H90ZM113 264V263H112ZM124 264V263H123ZM129 264V263H128ZM180 264V263H179ZM199 264V263H198ZM222 264V263H221Z\"/></svg>",
  "mask_w": 264,
  "mask_h": 264
}]
</instances>
